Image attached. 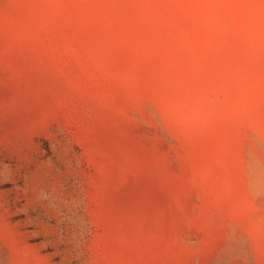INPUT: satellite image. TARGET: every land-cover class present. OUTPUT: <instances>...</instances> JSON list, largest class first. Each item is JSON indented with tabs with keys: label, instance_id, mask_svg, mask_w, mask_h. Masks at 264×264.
<instances>
[{
	"label": "rangeland",
	"instance_id": "obj_1",
	"mask_svg": "<svg viewBox=\"0 0 264 264\" xmlns=\"http://www.w3.org/2000/svg\"><path fill=\"white\" fill-rule=\"evenodd\" d=\"M0 264H264V0H0Z\"/></svg>",
	"mask_w": 264,
	"mask_h": 264
}]
</instances>
